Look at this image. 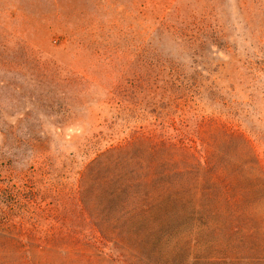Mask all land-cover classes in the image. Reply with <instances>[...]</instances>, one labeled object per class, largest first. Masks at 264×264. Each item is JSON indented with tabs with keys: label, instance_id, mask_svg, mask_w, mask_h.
Returning <instances> with one entry per match:
<instances>
[{
	"label": "rangeland",
	"instance_id": "1",
	"mask_svg": "<svg viewBox=\"0 0 264 264\" xmlns=\"http://www.w3.org/2000/svg\"><path fill=\"white\" fill-rule=\"evenodd\" d=\"M0 264H264V0H0Z\"/></svg>",
	"mask_w": 264,
	"mask_h": 264
},
{
	"label": "trees",
	"instance_id": "2",
	"mask_svg": "<svg viewBox=\"0 0 264 264\" xmlns=\"http://www.w3.org/2000/svg\"><path fill=\"white\" fill-rule=\"evenodd\" d=\"M177 191L180 190L165 175L149 176L146 180L132 182L128 176L119 171L114 177L112 190L109 193L112 198L110 208L119 213L126 209L137 208L142 212L145 211V220L148 223L166 222L165 217L169 215V209L183 205L182 198L177 196ZM100 233L105 236L102 231Z\"/></svg>",
	"mask_w": 264,
	"mask_h": 264
}]
</instances>
